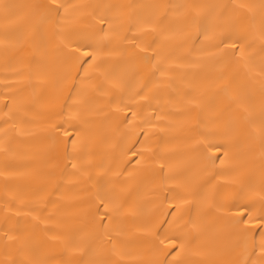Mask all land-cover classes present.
I'll use <instances>...</instances> for the list:
<instances>
[{
  "label": "bare ground",
  "instance_id": "1",
  "mask_svg": "<svg viewBox=\"0 0 264 264\" xmlns=\"http://www.w3.org/2000/svg\"><path fill=\"white\" fill-rule=\"evenodd\" d=\"M62 2L76 5L70 10L76 28H89L100 15L115 20L116 32L103 42L97 61L101 66L90 81L50 32L46 45L28 42L39 21L33 6L46 0H0V41L11 42L0 43V229L20 237L6 247L0 231V264L35 256L78 259L66 245L82 231H91V206L101 183L127 201L126 209L143 208L135 215L126 211L112 225L114 251L103 237H93V246L104 248L114 264H153L162 258L153 242V218L159 201L176 193L190 200L181 209L184 220L197 224L190 238L196 254L187 259L194 264H241L243 242L230 219L235 209L229 208L246 192L264 186V146L235 122L229 96L250 94L258 113L264 105V78L256 75L258 67L249 73L229 65L212 41L188 39L190 30L184 24L185 17L209 11L207 6L241 0ZM165 16L168 20L160 24ZM151 17L157 31L147 39L158 37L164 76L156 62L145 61L132 47L131 37L140 35L136 26ZM258 27L257 22L250 30ZM103 72L124 76L130 86L122 92H96ZM144 84L149 85L144 91L148 99L135 98L137 118L129 126L126 110L117 111V106L129 103ZM70 116L78 117L73 123L83 129L88 144L86 171L73 169L66 158L59 142L64 129L52 131ZM206 137L224 145L223 163L213 164L200 150ZM130 150L144 154L141 165L135 164L140 157H132ZM234 177L239 182L233 183Z\"/></svg>",
  "mask_w": 264,
  "mask_h": 264
},
{
  "label": "snow or ice",
  "instance_id": "2",
  "mask_svg": "<svg viewBox=\"0 0 264 264\" xmlns=\"http://www.w3.org/2000/svg\"><path fill=\"white\" fill-rule=\"evenodd\" d=\"M7 7V6H5ZM171 7V6H170ZM199 7V6H194ZM207 12H197L185 17L184 24L190 30L188 39L200 41H212V47L226 60L229 65L243 67L249 73L252 67H258L257 76L264 78V0L259 4L246 3L241 0L239 3H230L226 5H210ZM34 15L39 17L35 33L30 34L28 42L40 43L46 45L49 40V32L55 38L57 47L66 50L75 61L80 65L84 80H92L94 77L91 73L100 68L98 54L102 50L103 42L110 34H115V20L110 19L107 15L94 17L95 24L87 29H79L73 26V17L70 10H74L76 5L62 0H46V3L33 6ZM168 20L165 16L159 21L164 24ZM259 24L257 30H250L256 24ZM137 32L140 35L131 37L132 47L138 48L143 54L142 58L148 62H156V70L161 76L166 74V70L160 67L161 53L158 48V37L148 40L149 35L155 34L156 21L155 17L148 18L138 24ZM124 40H129L125 36ZM140 41L141 43H136ZM2 44H10L8 40L0 41ZM143 44V46H141ZM149 52L152 54L149 55ZM86 66V67H85ZM91 70V71H90ZM101 81L95 87V91L107 94L110 90L124 91L129 87V82L122 75H116L114 72L100 73ZM149 87L144 84L135 91L129 98V103L117 106V111H125L124 122L131 126L137 118V112L133 109L135 98L147 100L144 95L145 89ZM261 88L264 90V79L261 81ZM227 91V89H225ZM115 93L113 99L115 100ZM230 105L235 106V122L241 123L255 138H258L264 146V105L261 106L258 113H254L251 106V97L237 92L229 96ZM7 106V105H6ZM158 118V117H157ZM78 117H71L64 121L71 125L70 128H64V123L53 126V133H58L64 129L59 142L63 144L66 158L69 160L71 167L78 171H86L83 165L90 161L84 159L88 155L87 141L82 139L83 129L77 127ZM86 123V122H85ZM224 145L206 137L205 141L200 142V150L206 158L213 164L216 161L223 163L220 154ZM0 150H3L0 148ZM125 155H129L128 152ZM132 157L139 156L134 162L141 165L144 154L130 150ZM224 155H227L225 152ZM72 161H82L78 168L77 163ZM133 163L132 160L128 161ZM163 165H161V171ZM233 183L239 182L238 177H234ZM242 190L244 186L242 185ZM187 196L176 193L171 199L165 198L160 200L153 218V242L157 252L162 258L157 259L153 264H194L187 259L188 256L194 255L190 248V238L193 231L197 229L195 221H185L181 212L182 206L189 204ZM127 201L121 200L114 188H109L106 184L101 183L94 196L91 211L90 224L91 231L81 232L74 236L66 245V249L79 254L76 260L56 259L55 257H40L22 259H8L5 264H114L108 258L107 252L102 247L93 246V237L101 236L106 244L115 249V237L113 236L112 225L127 212L136 214L142 212V207L126 209ZM219 210L222 205H212ZM235 213L230 217L235 233L243 242V260L241 264H264V186L259 191L246 192L240 199V202L231 205ZM21 215L20 212L16 213ZM31 215V213H25ZM39 223L38 217H32ZM3 231V238L6 242H15L20 237L9 234V230ZM119 235V232L116 233ZM23 252V245L18 249Z\"/></svg>",
  "mask_w": 264,
  "mask_h": 264
}]
</instances>
